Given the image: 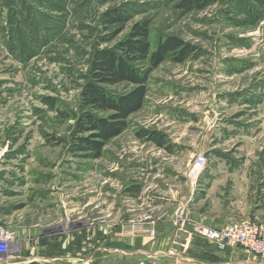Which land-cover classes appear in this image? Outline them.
Returning a JSON list of instances; mask_svg holds the SVG:
<instances>
[{
	"label": "rangeland",
	"instance_id": "rangeland-1",
	"mask_svg": "<svg viewBox=\"0 0 264 264\" xmlns=\"http://www.w3.org/2000/svg\"><path fill=\"white\" fill-rule=\"evenodd\" d=\"M107 9L127 20L103 23ZM144 19L153 47L175 36L190 54L159 63L128 127L87 157L73 150L71 132L91 56ZM253 91H264V0L189 10L182 0H0V227L14 234L0 264H132L136 256L120 253L132 226L178 214L151 203L177 202L170 197L188 191L185 172L235 149L208 122L239 121L241 93ZM141 129L159 131L164 146Z\"/></svg>",
	"mask_w": 264,
	"mask_h": 264
},
{
	"label": "crops",
	"instance_id": "crops-1",
	"mask_svg": "<svg viewBox=\"0 0 264 264\" xmlns=\"http://www.w3.org/2000/svg\"><path fill=\"white\" fill-rule=\"evenodd\" d=\"M247 93H241L239 121H226L221 126L208 122V129L217 127L227 141L236 139L235 149L230 145L221 154L215 151L206 167L193 176L185 172L188 191H177L170 197L177 202L151 203L157 210L171 205L170 211L178 214L163 212L155 220L146 217L132 226L130 236L124 238L126 248L120 253L168 264H264L238 246L219 250L196 231L197 226L221 227L245 218L264 223V91ZM256 100L260 102L254 104ZM209 136L216 138L213 132ZM217 146L212 143L210 151ZM197 191L204 193L199 197Z\"/></svg>",
	"mask_w": 264,
	"mask_h": 264
},
{
	"label": "trees",
	"instance_id": "trees-1",
	"mask_svg": "<svg viewBox=\"0 0 264 264\" xmlns=\"http://www.w3.org/2000/svg\"><path fill=\"white\" fill-rule=\"evenodd\" d=\"M213 2L182 0V7L201 9ZM100 20L112 25L127 18L116 9H107ZM189 54L188 45L175 36L164 37L153 47L147 19L134 23L111 47L96 49L80 91L79 113L71 132L73 150L90 158L98 157L103 146L128 127L129 116L142 108L150 72L167 58L183 62ZM119 85L124 87L119 89ZM138 136L153 140L158 147L164 146L159 131L141 129ZM79 246L77 242L74 248ZM67 250L60 247V253Z\"/></svg>",
	"mask_w": 264,
	"mask_h": 264
},
{
	"label": "built area",
	"instance_id": "built-area-1",
	"mask_svg": "<svg viewBox=\"0 0 264 264\" xmlns=\"http://www.w3.org/2000/svg\"><path fill=\"white\" fill-rule=\"evenodd\" d=\"M206 163L204 155H197L194 159L196 166L202 167ZM196 231L205 239L215 244L217 249L226 247H241L253 256L264 259V225L252 220H240L227 223L221 227L197 226ZM14 234L11 230L0 227V254L9 251L8 243H12ZM132 264H168L157 259H139Z\"/></svg>",
	"mask_w": 264,
	"mask_h": 264
}]
</instances>
